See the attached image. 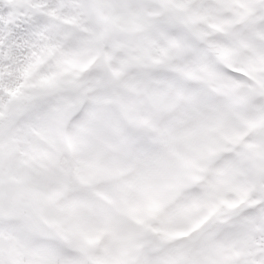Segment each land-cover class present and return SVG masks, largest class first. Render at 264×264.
I'll return each mask as SVG.
<instances>
[{"label": "rangeland", "instance_id": "obj_1", "mask_svg": "<svg viewBox=\"0 0 264 264\" xmlns=\"http://www.w3.org/2000/svg\"><path fill=\"white\" fill-rule=\"evenodd\" d=\"M8 4L49 28L0 33V264H264L262 0Z\"/></svg>", "mask_w": 264, "mask_h": 264}, {"label": "snow or ice", "instance_id": "obj_2", "mask_svg": "<svg viewBox=\"0 0 264 264\" xmlns=\"http://www.w3.org/2000/svg\"><path fill=\"white\" fill-rule=\"evenodd\" d=\"M7 7V10L5 8ZM28 5H20L13 11L12 5L5 6V0H0V33H8V39H16L24 42H32L41 38L48 31L49 21L39 11H24ZM264 9V0L261 4Z\"/></svg>", "mask_w": 264, "mask_h": 264}, {"label": "water", "instance_id": "obj_3", "mask_svg": "<svg viewBox=\"0 0 264 264\" xmlns=\"http://www.w3.org/2000/svg\"><path fill=\"white\" fill-rule=\"evenodd\" d=\"M171 47V44H168V48ZM254 97L256 100L260 101L264 99V92L261 89L259 85L256 87V91L254 93ZM194 188L202 191L201 187V182L197 181L194 185ZM171 242H162L159 241L153 234H148L146 236L145 242L142 245L143 252L148 256V257H154V256H159L163 253L164 249L167 248Z\"/></svg>", "mask_w": 264, "mask_h": 264}, {"label": "flooded vegetation", "instance_id": "obj_4", "mask_svg": "<svg viewBox=\"0 0 264 264\" xmlns=\"http://www.w3.org/2000/svg\"><path fill=\"white\" fill-rule=\"evenodd\" d=\"M243 16H244V15H243ZM247 17H248V15H246V14H245L244 17H240V16H236V15H235V16L233 17V20L231 21V25L237 23L238 20H242V19H243V21L245 22V19L247 20ZM239 18H242V19H239ZM244 25H245V24H243V26H244ZM229 26H230L229 24H228V26H226L227 30L229 29ZM243 26H242V27H243ZM239 29H240V28H237V30H239ZM235 31H236V30H233V31H229V30H228V32H235Z\"/></svg>", "mask_w": 264, "mask_h": 264}, {"label": "trees", "instance_id": "obj_5", "mask_svg": "<svg viewBox=\"0 0 264 264\" xmlns=\"http://www.w3.org/2000/svg\"><path fill=\"white\" fill-rule=\"evenodd\" d=\"M7 212H9V210Z\"/></svg>", "mask_w": 264, "mask_h": 264}, {"label": "bare ground", "instance_id": "obj_6", "mask_svg": "<svg viewBox=\"0 0 264 264\" xmlns=\"http://www.w3.org/2000/svg\"><path fill=\"white\" fill-rule=\"evenodd\" d=\"M122 176H124V175H122Z\"/></svg>", "mask_w": 264, "mask_h": 264}]
</instances>
